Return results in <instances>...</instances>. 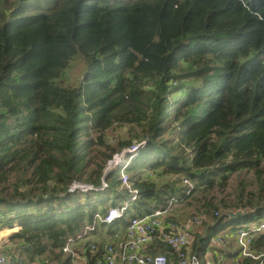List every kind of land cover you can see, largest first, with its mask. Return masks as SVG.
<instances>
[{
  "label": "trees",
  "instance_id": "1",
  "mask_svg": "<svg viewBox=\"0 0 264 264\" xmlns=\"http://www.w3.org/2000/svg\"><path fill=\"white\" fill-rule=\"evenodd\" d=\"M78 58L82 79L65 85ZM115 125L129 139L109 143ZM135 143L145 145L127 170L140 195L112 226L202 193L212 222L193 249L203 251L217 232L264 218V0H0V241L24 245L7 264H70L66 239L121 204L93 196L118 190L120 175L68 204L61 195L74 179L99 184L107 161ZM242 170L259 191L239 181L232 195L209 196ZM153 171L195 188L160 186ZM241 208L249 214L229 217ZM252 248L264 253V232ZM149 251L176 261L163 244ZM84 254L95 264L102 251Z\"/></svg>",
  "mask_w": 264,
  "mask_h": 264
},
{
  "label": "built area",
  "instance_id": "2",
  "mask_svg": "<svg viewBox=\"0 0 264 264\" xmlns=\"http://www.w3.org/2000/svg\"><path fill=\"white\" fill-rule=\"evenodd\" d=\"M144 145L145 143H135L120 153H116L108 161L106 171L112 169L111 174L114 170L119 171L121 179L120 190L126 192L127 198L120 205L109 207L106 213H96L91 222H86L76 234L66 239L62 252L68 256L66 257L67 259L71 260L70 264H88V260L85 263H81L73 258L77 253L75 247L79 243H85L84 251L89 250L91 253L102 251L101 257L95 264H206V248L203 250L205 252L193 249L194 230L202 225L204 218L195 216L189 218L186 222L174 223L173 225L166 221L167 217H172L182 202L183 197L179 196L170 197L165 204L154 208L150 214L131 217L125 229V234L118 245L107 243L101 249L94 239L101 224L112 225L117 220L125 217L131 204L139 198L140 192L133 186L131 177L126 173V170L132 159L139 154ZM106 171L105 174L107 173ZM182 179L187 183L186 194L188 195L195 188V182L185 177H182ZM106 188H108V182L104 177L100 185L80 182L74 179L66 193L61 195L60 201L63 204H68L85 194L91 193L93 190H105ZM214 214L218 216L220 211H216ZM261 232H264V221H253L235 230L234 238L239 247L238 259L235 264H240L241 260L247 258L257 261L258 264H264V253H258L252 248L255 236ZM156 241L172 249L176 254V263L164 253H150L149 250ZM216 244L225 249L229 247V240L224 235L219 234L210 238L208 246ZM12 252L14 257L19 256L18 250ZM8 260L7 254L0 252V264H7ZM208 264L224 263L220 258Z\"/></svg>",
  "mask_w": 264,
  "mask_h": 264
},
{
  "label": "rangeland",
  "instance_id": "3",
  "mask_svg": "<svg viewBox=\"0 0 264 264\" xmlns=\"http://www.w3.org/2000/svg\"><path fill=\"white\" fill-rule=\"evenodd\" d=\"M59 1H63L64 2L66 0H59ZM84 70H85V68H84V65H83V61L80 58L72 61L71 65L66 70V78H65L63 83L65 85L72 86V87L78 86L79 82L82 79ZM127 128L128 127H126V126L119 127L118 125H115L113 128H111L109 131L106 132V140L109 143H111V144H116L118 142V140H127V139H129V133L127 131ZM108 161H107L106 166L104 168L103 177L107 173L108 174H107L106 177H108V175H110L111 171H112L111 168H110L111 169L110 171H109V169H108V171H106V168H108V165H107ZM261 165L264 166V160L261 162ZM105 171L107 172L106 174H105ZM147 171H148L147 168H145V169L143 168V170H142V172H147ZM115 172L117 174L119 173L118 170H114L113 174ZM158 172H159V170H158ZM126 173L131 177V173L128 170H126ZM150 173H154L153 179H154V181L159 183L160 186L175 184L181 190L184 189L187 186V183L185 181H183L182 178L178 177V175L169 174V175H158V176H156L157 171L156 172L153 171V172H150ZM119 175H120V173H119ZM191 181H193V180H191ZM239 181L244 182V184L247 186L246 188L248 190L253 189L255 191L256 190L259 191L258 181H257V178H256V175H255L254 171L242 170V171H238L236 173H233V174H231L229 176L228 181H227V186H226V188L224 190H223V188L219 189L218 187H215V188L212 189V191H210L209 196L210 195L211 196L215 195V199L220 201L221 198H225L227 195H229V194L232 195L233 194V190L236 189V185L238 184ZM100 183L98 185H100ZM260 186H262V185H260ZM118 190H119V192H118ZM118 190H116V191L112 190L110 192H104V193L95 192L93 196L95 198V201H98L97 202L98 205L104 199L107 202H110V203L117 199L118 202L120 201L122 203V201H124L126 199L125 196L127 194H126L125 191L120 190V188ZM203 196L204 195L202 193H196L193 198L185 200V202L183 201V202H181L179 204V206L177 207L176 211H178V215H179V217H180L182 222H186L189 218H192V217H195V216H202L204 218V221H205V222L203 221V223H206V222L207 223H209V222L211 223L212 222L211 221L212 220L211 216H209L206 213L202 212V209H201V206H200L201 203H200L199 199L202 198ZM256 221L257 222L264 221V218L256 220ZM248 222L250 223V221H248ZM248 222L243 223V225L248 224ZM203 223H202L201 226L195 228L194 232H198V231L199 232H203V230H204V224ZM237 229L238 228H236L235 230H237ZM231 230L233 231L234 229H231ZM231 230L228 229V232H231ZM209 238H211V237H209ZM9 244L13 246L12 248L8 249L9 253H11L14 250H18L19 251V257H23V247H24V245H23L22 241H20L18 239H10ZM80 258L81 257H79L77 259L80 260ZM54 262L55 261H52V262H50V264H55Z\"/></svg>",
  "mask_w": 264,
  "mask_h": 264
},
{
  "label": "crops",
  "instance_id": "4",
  "mask_svg": "<svg viewBox=\"0 0 264 264\" xmlns=\"http://www.w3.org/2000/svg\"><path fill=\"white\" fill-rule=\"evenodd\" d=\"M171 218L175 219L174 223H177V224L182 223V221L178 215V211H175ZM171 225H173V224H171ZM21 228H22V225L20 227H18L13 232V234L15 232H17L18 230H20ZM234 232L235 231L228 232V229H226L225 231L222 230L221 232H217L216 234L212 235V237L219 235V234L224 235L229 240V247L223 249L220 246H218L217 244L212 245V246L210 245V246L206 247V249H205V250H207L206 260H205L206 264L211 263L212 261L218 260L220 258L224 264H235V261L238 259L239 247L237 246V244L235 242V238H234L235 233ZM124 234H125V230L123 228H119V227L112 226V225H105V226L100 225V229L95 234L94 239L96 240V242L99 244V246L102 249L104 247V244H107V243H113L115 245H118L121 242ZM11 235L7 236L5 239L0 241V252L3 254H7V256L9 258H10V256H14L13 252L9 253V250H8L9 248L13 247L12 245L9 244ZM156 244H160V242L156 241L152 246H156ZM84 247H85V243H79L77 245V247H75V250L77 251V253L73 257L75 261L81 262V263L86 262L87 257L84 254L85 253ZM203 252H205V251H203ZM63 256L65 259H66V257H68L67 255H63ZM78 256L81 257L80 258L81 261L77 259V258H79ZM91 256H92V254H91ZM176 261H173V262L176 263Z\"/></svg>",
  "mask_w": 264,
  "mask_h": 264
},
{
  "label": "water",
  "instance_id": "5",
  "mask_svg": "<svg viewBox=\"0 0 264 264\" xmlns=\"http://www.w3.org/2000/svg\"><path fill=\"white\" fill-rule=\"evenodd\" d=\"M104 179H106V175L104 176ZM249 212H250V210L248 208H245V209H239L238 211H235V212L234 211H230L228 213V215H229L230 218L236 219V218L244 217V216L248 215ZM166 221L171 223V224H174L175 219L167 217ZM28 248L32 249V246L29 245Z\"/></svg>",
  "mask_w": 264,
  "mask_h": 264
}]
</instances>
